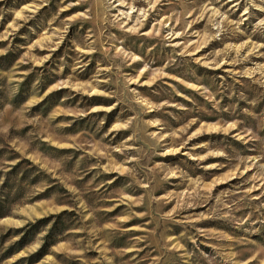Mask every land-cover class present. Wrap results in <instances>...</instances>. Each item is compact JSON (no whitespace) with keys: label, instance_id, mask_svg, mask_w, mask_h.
I'll use <instances>...</instances> for the list:
<instances>
[{"label":"rangeland","instance_id":"1","mask_svg":"<svg viewBox=\"0 0 264 264\" xmlns=\"http://www.w3.org/2000/svg\"><path fill=\"white\" fill-rule=\"evenodd\" d=\"M0 264H264V0H0Z\"/></svg>","mask_w":264,"mask_h":264}]
</instances>
